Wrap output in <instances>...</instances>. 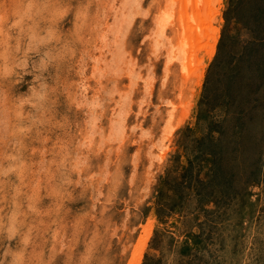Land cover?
Returning <instances> with one entry per match:
<instances>
[{"label":"rangeland","instance_id":"1","mask_svg":"<svg viewBox=\"0 0 264 264\" xmlns=\"http://www.w3.org/2000/svg\"><path fill=\"white\" fill-rule=\"evenodd\" d=\"M170 2L0 0V264H264V0L192 98Z\"/></svg>","mask_w":264,"mask_h":264},{"label":"bare ground","instance_id":"2","mask_svg":"<svg viewBox=\"0 0 264 264\" xmlns=\"http://www.w3.org/2000/svg\"><path fill=\"white\" fill-rule=\"evenodd\" d=\"M222 1L223 0H173L174 4H171V2H170L166 6V8L164 9L165 11H163V13L161 14L163 16L161 17V21H160L159 34H157L159 36H162L165 33L167 26H170V22H171V24H174L173 19H172L174 17H172V15H173L172 13L170 14V7L172 8L173 7L172 5H174V6L177 5V7H180L178 15L176 14L177 12L176 13L174 12V14H176V19H174V21L177 20V23L176 22L175 23L177 24V28L179 30V33L176 32L177 33L176 36L175 37L173 36L175 38L174 42L177 41V43L175 44L176 46L174 45L173 41H172L173 42L172 47L168 44V46H170L169 48L171 49V51L168 52L167 67L170 68L172 60H176V62L178 60L180 62V64L182 65V70L185 71V75H186L185 78L186 79L189 78V75H191L193 72H195L194 78L196 80V84H195V87L193 89L189 90V91H191V93L189 92L191 95V98L193 97L194 92L199 91V84L203 79V75H204L205 70L207 69L208 63L210 62V60L213 57L215 45L218 41V34H219V31L222 27V21L220 18L222 8L221 7L218 8V5L221 4ZM125 13H126V11H125ZM170 16L172 18H170ZM95 21H96V19H95ZM156 23H158V22H156ZM174 28L176 29V27H174ZM153 41H155V40H153ZM161 44H163V40L161 43L157 38V46H159ZM198 61H200V62H198ZM194 67H196V70H193V69H195ZM191 71H193V72H191ZM104 76H106V75H104ZM108 78H110V77H108ZM197 79H199V80H197ZM195 80H194V82H195ZM102 85H103V83H102ZM129 87H130V85H129ZM183 93H184V91H183ZM180 94H182V92ZM177 101H176V103H177ZM174 107H176V106L174 105ZM185 107L184 108L182 107L184 111H186ZM176 110H177V108H176ZM168 121H171V120H168ZM167 133H169V132L167 131L166 134ZM139 253L140 252L136 253L137 256H139Z\"/></svg>","mask_w":264,"mask_h":264},{"label":"trees","instance_id":"3","mask_svg":"<svg viewBox=\"0 0 264 264\" xmlns=\"http://www.w3.org/2000/svg\"><path fill=\"white\" fill-rule=\"evenodd\" d=\"M200 139H201V138H200ZM200 139H199V140H200ZM200 141H202V140H200ZM190 164H191V166H193V160L190 161ZM203 184H204V182H203ZM205 184H206V183H205Z\"/></svg>","mask_w":264,"mask_h":264}]
</instances>
